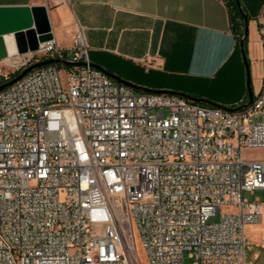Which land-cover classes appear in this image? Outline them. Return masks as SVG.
Instances as JSON below:
<instances>
[{"label": "built area", "instance_id": "built-area-1", "mask_svg": "<svg viewBox=\"0 0 264 264\" xmlns=\"http://www.w3.org/2000/svg\"><path fill=\"white\" fill-rule=\"evenodd\" d=\"M258 32L245 108L137 92L92 66L80 26L68 48L9 59L18 73L60 62L0 91V264H140L137 242L146 264H245L262 212L243 193L264 191V160L243 157L264 149V16Z\"/></svg>", "mask_w": 264, "mask_h": 264}, {"label": "crops", "instance_id": "crops-1", "mask_svg": "<svg viewBox=\"0 0 264 264\" xmlns=\"http://www.w3.org/2000/svg\"><path fill=\"white\" fill-rule=\"evenodd\" d=\"M239 1L248 20L246 54L227 0H0V7L44 6L63 48L80 26L90 62L124 82L234 108L248 103V87L253 97L259 93L263 78L264 0ZM249 202L260 204L262 217L247 228L245 264H264V199Z\"/></svg>", "mask_w": 264, "mask_h": 264}, {"label": "water", "instance_id": "water-1", "mask_svg": "<svg viewBox=\"0 0 264 264\" xmlns=\"http://www.w3.org/2000/svg\"><path fill=\"white\" fill-rule=\"evenodd\" d=\"M239 7L240 12L242 13L241 7ZM244 19V33L240 39V45L243 50V43L245 38L247 37V24L248 20L244 13H242ZM6 35H12L18 54H23L28 51H35L38 47V44L50 41L53 39V35L51 32L47 9L44 6H7V7H0V60H3L7 56L5 44L3 37ZM243 60L245 63V68L247 72V84L249 86L250 79H249V67L246 61L245 56H243ZM60 62L58 60H48V61H41L35 63L21 72L7 82H4L0 85V91L5 89L6 87L12 85L17 80L24 77L30 71L42 67L44 65H48L51 63ZM67 63V62H63ZM96 69L105 72L111 78L135 89V90H142L145 92H149L147 89L140 88L135 86L131 83L124 82L120 78L113 76L103 70L101 67L93 65ZM153 93H163V94H175L181 96L185 99L192 100L199 104H210L211 106H215L213 103L204 100V99H197L192 98L183 93H176L172 91H154ZM253 100V95L251 89L248 87V103L242 105V108H245L248 104H250ZM240 108H237V110Z\"/></svg>", "mask_w": 264, "mask_h": 264}, {"label": "rangeland", "instance_id": "rangeland-1", "mask_svg": "<svg viewBox=\"0 0 264 264\" xmlns=\"http://www.w3.org/2000/svg\"><path fill=\"white\" fill-rule=\"evenodd\" d=\"M18 53L14 56H12L10 59L17 58ZM9 58V57H8ZM7 58L0 60V78L1 77H9L11 74L17 73L14 67H9L10 61L6 60ZM155 111L152 110L151 113L153 114ZM167 110H163V114L166 116L167 115ZM243 157L248 158V159H255V160H260L264 159V149L261 150H253L251 152H246L245 150L243 151ZM243 198L252 201L253 199L259 198V199H264V191L262 190H256L253 193L251 192H244L243 193ZM234 211L232 208L224 207L221 209L222 213H227ZM214 222L217 221V218L213 220ZM137 248H138V261L140 264H146L143 258L142 251L140 249L139 243L137 242ZM194 261L187 256V253H185L184 256V264H193Z\"/></svg>", "mask_w": 264, "mask_h": 264}, {"label": "trees", "instance_id": "trees-1", "mask_svg": "<svg viewBox=\"0 0 264 264\" xmlns=\"http://www.w3.org/2000/svg\"><path fill=\"white\" fill-rule=\"evenodd\" d=\"M228 1V5H229V8H230V11H231V16L234 17V18H237V21L234 22L232 24L233 26V29H235L237 31V34L239 36V39H241V37L243 36V33H244V26H243V16H242V13H243V10H242V13L240 12L239 10V7L238 6H242L240 1L239 0H227ZM246 38L244 40V43H243V47H244V52L246 54ZM19 73H14V74H11L7 79L8 80H12L13 78H15ZM5 81V78H0V85Z\"/></svg>", "mask_w": 264, "mask_h": 264}, {"label": "bare ground", "instance_id": "bare-ground-1", "mask_svg": "<svg viewBox=\"0 0 264 264\" xmlns=\"http://www.w3.org/2000/svg\"><path fill=\"white\" fill-rule=\"evenodd\" d=\"M3 40H4L6 52H7V56H6L7 59L6 60H9L12 56H14L18 53L17 48H16V45H15V42H14L12 35L4 36Z\"/></svg>", "mask_w": 264, "mask_h": 264}]
</instances>
